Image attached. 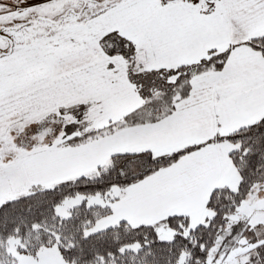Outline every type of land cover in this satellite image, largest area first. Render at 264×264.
<instances>
[{"label": "snow or ice", "instance_id": "snow-or-ice-1", "mask_svg": "<svg viewBox=\"0 0 264 264\" xmlns=\"http://www.w3.org/2000/svg\"><path fill=\"white\" fill-rule=\"evenodd\" d=\"M0 264H264V0H0Z\"/></svg>", "mask_w": 264, "mask_h": 264}]
</instances>
